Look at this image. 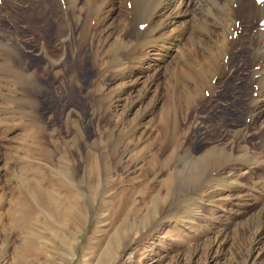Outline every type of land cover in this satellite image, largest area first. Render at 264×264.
Returning <instances> with one entry per match:
<instances>
[{
    "label": "rangeland",
    "instance_id": "obj_1",
    "mask_svg": "<svg viewBox=\"0 0 264 264\" xmlns=\"http://www.w3.org/2000/svg\"><path fill=\"white\" fill-rule=\"evenodd\" d=\"M126 1L125 23H106L113 42L104 35L99 41L97 32L88 43L104 44L98 63L85 51L73 70L74 34L53 72H44L38 45L53 32L43 28L44 1L29 2L28 16L22 8L9 7L12 17L0 11L1 32L19 30L12 33L29 40L21 60L0 46V264H264V118L254 123L249 114L258 92L247 39L233 32L237 52L219 62L226 69L212 80L215 95L169 88L180 62L175 49L191 48L188 34L174 50L165 45L168 57L147 56L136 69L142 82L132 88L126 66L135 65L133 57L120 56L132 50L139 29L150 30L155 0ZM224 9L206 7L211 25L202 24L212 37ZM193 15L191 9L179 21ZM202 50L198 61L212 60V47ZM20 64L36 70L39 86L26 87L35 77H21ZM147 79L155 85L144 98ZM173 120L178 135L170 148Z\"/></svg>",
    "mask_w": 264,
    "mask_h": 264
},
{
    "label": "bare ground",
    "instance_id": "obj_2",
    "mask_svg": "<svg viewBox=\"0 0 264 264\" xmlns=\"http://www.w3.org/2000/svg\"><path fill=\"white\" fill-rule=\"evenodd\" d=\"M0 1H2V0H0ZM38 1H41V3L44 1V7H43V13L44 14L43 15H44V19H45L44 20L45 24H44L43 28L44 29L50 28L53 30L52 35L50 33L51 36H49V39L47 41L45 39H40L38 42V45L41 47L40 51L42 54H44V56L46 57V60H47L45 62V66L43 68L44 72H53L54 70L61 68L62 59L65 60L64 58L66 57V56L65 57L63 56V55H65L64 51H66L67 47H68L65 44V42L66 41L68 42V40L70 41L71 39H73L72 35H74V34H75V37H76V35H78L79 45L77 44L76 48L73 47L74 49H71L72 54H70V55H72L73 60H75L71 64L74 67L73 70H75L76 65L78 63H81V61L80 62H78V61L80 59H83L84 53H86L85 51H87L89 53L90 58L92 57L94 59L93 62L98 63L97 56H98V53L100 51V48H102L100 46H103L104 44L103 45L96 44V43L94 44L95 41L93 42V40H94L93 39L92 40L93 43L91 42L90 46H88V43L90 42L91 38L93 36H95V34L97 32H99V35L101 37L99 39V41L103 40V38H102L103 35L106 36L103 41H105V42L109 41V40L112 41V36L115 35V32L113 31V28L109 27L111 23L108 24L109 26L106 23L109 22V20H113L112 25L116 26V23H118V24H122V22L125 23V20L127 19V18H125V12L127 11L126 5H128V4H126V2H127L126 0H3V7H0V11L4 14L8 15V16H11V15H13L11 12L12 7L16 8L17 10L19 8H22V11L24 12L23 14H25L26 16L32 15V13H31L32 11L29 12L26 10L27 6L29 5V2H30V5H33L34 3L38 2ZM128 1L130 3V0H128ZM135 1H137V0H135ZM135 1H134V3H135ZM39 3L36 5L38 7V11H39V9H42L41 6H39ZM131 4H132V1H131ZM137 4H138V2H137ZM212 4H215L216 7H220V9H221V7L225 8L224 9L225 10L224 16L220 20L219 24H217V27L219 25L220 29L217 27L214 28L216 30L214 32L216 34V36L213 33L215 38H214V36L212 37V33H209V31H207V29H204V26L202 24L203 20H205V15L207 12L206 7L209 5H212ZM40 5H42V4H40ZM73 6H74V8H73ZM151 6H152V3H151ZM153 6H152L153 7L152 11L154 10V12H152L153 13L152 14L151 11H149L150 14H152L150 16H152V17L147 22V24L149 23V25H151L149 27L150 30L147 29L148 31L145 32V31L140 30L139 28H136V30L139 29V31L141 33L138 34L137 38L135 36L136 40L134 38L135 42H133L132 50L130 49L128 51H125L120 56L122 60L123 59L127 60V58L129 60L130 57H133V58H131V59H133L131 61H134L135 65L132 64L133 66H131V67L126 66L127 68H129L128 72H131V76H132L131 77V87L134 88L143 79V77H141V76L136 77L138 75V72H136V69H138L141 62L144 59H146L147 56H154V57H156V59L158 57H160V55L161 56L166 55L168 57L171 52H170V49H168L169 47L166 48L165 45L166 44L173 45L174 46L173 50H174L183 41L182 38H184V35L188 34L187 39L190 41V45H191L190 47L191 48L189 51H188V49L187 50H185V49L181 50V48L175 49V52H177L180 56V58H179L180 62L178 61L176 66L174 68H172V70H171L172 72L170 74V78L167 81L169 83V88L174 87V90L172 89V92L174 95L179 93V92H176L177 88H179V87H181V88L184 87L185 91L189 94H191V93L193 94V91L198 89V95H196V97H198V98L201 96V94H200L201 92L203 93L202 96L204 97L205 91H210L209 93H211V95H215L216 90H217L216 89L217 84L214 85L212 80H214L216 78V76L219 74H221L222 76L224 75L223 74L225 71L224 69H226L224 67L225 64L223 65V69H221L219 62L223 63L222 62L223 60H225V62H227L228 58L229 59L231 58V57H229V54L230 55L232 54L233 56L236 55L235 53L237 52V47L234 48V46H233L235 38H233V36H232L233 32L236 31V32H238L237 33V36H239L238 38L243 37V38L247 39V41H248L247 44L251 47L250 53H251V56L253 57L252 59H253V63H254L253 71L248 72V73L250 74L251 82L256 84V86L254 87V91L258 92V96L256 98H254L253 96H250V98H249V101H250L249 104L251 105V106H249L250 107L249 114L251 116V121L255 123L257 120L264 118V50L260 51V49H259L260 46L264 45V30H263L264 24L261 22V20L264 17V2L259 4L257 2V0H198V2H195L194 0H155V3ZM9 7H11V9ZM135 7H138V6H136V4H135ZM148 8L151 9V7H148ZM127 9H129V8H127ZM132 9L136 10L138 8L135 9L132 7ZM191 9L193 10L194 15L192 16L193 18L191 17L190 23L188 21H187V23H184V20L182 22L179 21V20L183 19V17H188L187 15L189 14V11H191ZM75 10L77 12H80V14H76ZM134 10H132V12ZM138 10H140V9H138ZM199 10L203 11V17H200L197 15ZM36 11H37V9H36ZM38 13H40V12H38ZM144 13H146V12H144ZM137 14H139V13H137ZM146 14H148V11ZM33 15H34V13H33ZM140 16H141V14H140ZM126 17H127V15H126ZM143 17H145V16H143ZM135 18H136L135 20L138 22L137 19H139V18L137 16H135ZM133 19H134V17H133ZM146 19L147 18H145V20ZM26 20L28 22V19H26ZM129 20L130 19H128V21ZM135 20H134V22H135ZM137 22H136V25L138 24ZM131 24H130V26H131ZM134 24H133V26L136 27V25H134ZM205 24L211 25L208 20H205ZM237 24H239V27H237ZM257 24L259 25L258 29L255 28L257 26ZM190 26H193L194 28L192 30L191 29L188 30V28ZM212 26H214V24ZM131 27H130V29H131ZM241 27H243L242 32L240 31ZM127 28H128V26H127ZM118 29H120V28H118ZM232 29H233V31L231 32ZM1 30L2 29H0V46H4L6 48V52H5L6 54L5 55L6 56L10 55L11 57H13L15 55L14 57L16 59H17V57H18V59H20L26 52V48H25V50L23 48L25 47L24 43L29 42L28 38L27 37L26 38L21 37L17 33H12L13 31L16 32L19 30H13V31L11 30L12 32H9V31H2L1 32ZM114 30L116 31L115 28H114ZM131 30H130V32H131ZM116 32H118V31H116ZM120 33L121 32H119L118 34H120ZM124 33H126V32H124ZM135 33H136V31H135ZM130 35L131 34H129V36ZM122 36H124V34H122ZM125 36H126V34H125ZM96 38H98V37H96ZM120 38H121V36H120ZM187 39H185V40H187ZM121 41H124V39ZM238 41H239V39H238ZM242 42L243 41H241L240 43L242 44ZM69 43H72V41ZM125 43L128 46L130 44L127 42H125ZM141 44H142V46H140ZM202 44H204V46L201 48L200 45H202ZM48 45H51L53 47V50H51ZM70 45H72V44H70ZM134 45H136V47L138 46V48H136ZM206 45H209V47H212V51L209 52V55H211L212 60H209L206 62H202L201 60L198 61L200 54L206 53V52H204V50H202L206 47ZM95 46L97 48H95ZM113 46H116V45H113ZM134 47L136 49L133 50ZM191 49H192V51H191ZM212 55H214V56H212ZM11 57H9V58H11ZM55 57H59L61 60L59 61L58 60L59 58H55ZM62 57H64V58H62ZM202 57H203V55H202ZM110 60L113 61V59H111V58H110ZM122 60H120L119 62H122ZM131 61H130V63H131ZM212 61H213V63H212ZM12 63H13V60H12ZM14 64L15 63H13V65ZM99 64H101V63H99ZM20 65H18V66L16 65L18 67L17 69H19V71H18L19 75L21 74L22 75V76L20 75L21 77L24 76L25 78L28 79L27 75L30 74L29 71L32 68H30V70L28 71V68H26L27 66H23L22 64H20ZM120 65H125V63H121ZM256 67L258 70L255 69ZM13 68H15V67H13ZM17 69H16V71H17ZM208 72H209L210 76L212 77L211 80H209V81H207L205 79ZM99 73L101 74V72H99ZM72 74H74L76 76L75 71H73ZM30 76H32L33 78L35 77V78L32 79V81L29 80L30 83L25 84L26 87H28V85L35 84V83H36V85L39 86L40 84H38V80L36 79V70L31 72ZM146 82H149V85ZM146 82L144 85L145 91L142 94V96L144 98L146 96H148L152 92V90L154 89L155 79H149V80L147 79ZM129 83H130V81H129ZM171 85H173V86H171ZM256 88H258V89H256ZM131 94H133V93H131ZM26 97H29V96L27 95ZM176 98H177V96H176ZM169 99H170V97H169ZM96 100L98 102V98L95 99L94 101H96ZM197 107L198 106L196 105L195 108H197ZM177 109H178V107H177ZM175 112H177L176 109H175ZM171 125L172 126L169 130L170 135H169V137L167 136L169 138L168 144L170 145V148L172 147L173 142L177 139V135H178V133H177V131H178L177 130V126H178L177 121L173 120ZM244 132L245 131L241 130L240 133H242V135H243ZM237 135H239V134H237ZM262 141H264V137H263ZM261 144L263 145V143H261ZM170 148H169V151L172 150ZM233 150H234V148H231V150H230L232 155H234ZM215 151L219 152L221 150H219V151L215 150ZM227 153H228V151H227ZM262 174L264 175V170L262 171Z\"/></svg>",
    "mask_w": 264,
    "mask_h": 264
}]
</instances>
